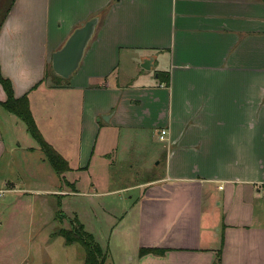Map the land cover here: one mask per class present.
<instances>
[{"label":"crops","instance_id":"obj_1","mask_svg":"<svg viewBox=\"0 0 264 264\" xmlns=\"http://www.w3.org/2000/svg\"><path fill=\"white\" fill-rule=\"evenodd\" d=\"M56 1L15 2L0 28V69L71 171L58 176L3 107L0 85V210L17 195L35 196L42 231L43 201L58 198L61 209L63 197L86 195L68 192L70 173L79 185L80 174L98 173L106 186L122 168L127 185L95 195L130 201L101 206L113 233H125L119 247L130 264H264V0H63V14ZM94 16L101 20L80 69L48 83L53 53ZM53 91L75 94L76 132L62 129L73 112L61 107L38 124L32 99ZM150 248L165 254L140 255ZM24 262L23 250L0 251V264Z\"/></svg>","mask_w":264,"mask_h":264},{"label":"rangeland","instance_id":"obj_2","mask_svg":"<svg viewBox=\"0 0 264 264\" xmlns=\"http://www.w3.org/2000/svg\"><path fill=\"white\" fill-rule=\"evenodd\" d=\"M15 2L17 3L18 0H0V19L7 15L8 10L12 9ZM43 2L45 3L46 8L44 14L46 16L49 15V13L54 15V10L51 9L50 11V6L46 7L48 1ZM26 3L27 0H21L19 7L22 8ZM56 3L60 7V10L63 14L65 11L63 0H57ZM44 27H46V23L41 25V30ZM40 35L43 36L42 32ZM51 59L49 65L47 66L48 71L46 72L47 75L45 76V80L48 83L54 84L55 82L51 77L48 76V73H50L52 68ZM63 82L61 81V83ZM42 93L44 94V92ZM73 97H76L75 94H71L70 98L65 97L66 99H64L63 93H60L59 97L56 91H53L52 93L50 92L46 96L42 95L41 93H37L35 98L33 97L31 104L36 115V120L41 128L45 126L47 120L49 119V116L51 115L49 112L51 110L52 113L54 111L57 112V110H60L59 108L61 107L65 113L70 112V110L74 113V115L72 113V119L70 121H60L62 129L64 127L71 133L76 132L78 125L77 123L79 121L76 111L78 104H75V100H68ZM74 107L75 109L73 111ZM149 144L151 147L150 149H152L153 146L155 148H158L159 146L156 144V142ZM55 145L56 148L62 152L64 148L62 149L57 143H55ZM121 169L122 168L112 169L113 176L118 178L115 183H110L106 186L100 185V183H98V173H96V176L91 175L92 177L87 175L88 179L83 174H80V185L78 184L79 179H77V174H74V172L70 173L68 178L69 183H72V188H69L68 192L71 193V195H74L80 190L86 195L80 197H63L61 201V209H58L56 203L58 198H56L54 201L49 197V200L43 201L45 205L44 208H47L48 210L45 215L49 213L50 215L47 217L46 227L42 231L39 230L37 226V224H39L37 223V220H40L39 214H33V208H37V204H34L36 203L34 200L35 196L25 195L23 196L25 199L19 195L14 197V202L11 201V206L8 205L5 211L0 210V251H6L8 249L10 251L12 249H14V251L23 250L25 260L24 264H84V250L81 249L78 244L67 246L65 244V238L59 235V233L63 230L69 231L72 229L73 226L71 223L78 221L85 226V229L91 233L95 240L104 248L105 252L107 253V261L105 264H130L129 259L122 255V250L119 247V243L122 244L121 240H125V233H119L120 231H118V229L113 233V226L115 224L114 217L109 214H104V212L101 210L102 204L105 206L108 204H116L119 209H121L123 202L126 205L129 204L130 201H122L118 199V195L109 196L106 198H100L95 195L96 190L103 191L106 189L112 191L113 188L117 189L119 187L126 186L127 179L125 177L119 176ZM91 181H96V188L92 186ZM56 186L58 188L61 186L59 179ZM129 195H132V193ZM6 203L8 204L9 202L6 201ZM54 209L60 210L61 212L59 213H63L64 217L59 216L56 218V221L55 219L53 220V216L51 215H53L52 212H54ZM34 220H36V224H34ZM132 224L134 225L135 222H131V225ZM123 225L120 224L117 227H121ZM40 237H46L47 240H39ZM2 246L4 247L1 248ZM4 255L5 253H3L1 256ZM17 258L19 259V257ZM129 258H131V256ZM11 259L12 257L9 254L4 260L10 261Z\"/></svg>","mask_w":264,"mask_h":264},{"label":"trees","instance_id":"obj_3","mask_svg":"<svg viewBox=\"0 0 264 264\" xmlns=\"http://www.w3.org/2000/svg\"><path fill=\"white\" fill-rule=\"evenodd\" d=\"M9 11L10 10H8L7 15L9 14ZM6 16L0 19V28L2 27ZM48 76L52 78V80L55 82V85L61 84V81L63 82L64 80L55 75L52 68L50 73H48ZM0 85L7 95V100L2 103L3 107L11 114L17 116L27 125L29 132L40 145L42 151L45 153L47 159L53 166L58 176L61 177L65 173L71 171L68 161L42 136L31 113L28 96L25 95L21 98H16L11 81L3 77L1 69ZM59 216L64 217V214L60 213L57 215V217ZM71 225L73 226L72 229L69 231L63 230L59 233L60 236L65 238V244L67 246L78 244L81 249L84 250V264H105L107 261V253L95 240L94 236L85 229V226L82 223L78 221H75L74 223L72 222ZM147 254L164 255L165 250L153 248L140 250L141 256Z\"/></svg>","mask_w":264,"mask_h":264},{"label":"water","instance_id":"obj_4","mask_svg":"<svg viewBox=\"0 0 264 264\" xmlns=\"http://www.w3.org/2000/svg\"><path fill=\"white\" fill-rule=\"evenodd\" d=\"M100 16H94L76 28L68 37L63 46L52 55L51 66L55 75L68 80L80 69L85 54L93 41ZM152 59L144 61L143 68L151 69Z\"/></svg>","mask_w":264,"mask_h":264},{"label":"built area","instance_id":"obj_5","mask_svg":"<svg viewBox=\"0 0 264 264\" xmlns=\"http://www.w3.org/2000/svg\"><path fill=\"white\" fill-rule=\"evenodd\" d=\"M165 134H166L165 131H162V132L160 133L161 136H164ZM162 138H163V137H162Z\"/></svg>","mask_w":264,"mask_h":264}]
</instances>
